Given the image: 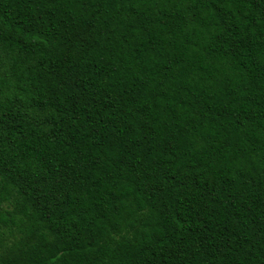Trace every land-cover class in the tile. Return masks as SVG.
<instances>
[{
	"label": "trees",
	"instance_id": "trees-1",
	"mask_svg": "<svg viewBox=\"0 0 264 264\" xmlns=\"http://www.w3.org/2000/svg\"><path fill=\"white\" fill-rule=\"evenodd\" d=\"M0 264H264V0H0Z\"/></svg>",
	"mask_w": 264,
	"mask_h": 264
}]
</instances>
